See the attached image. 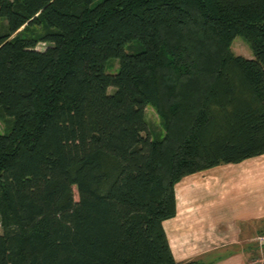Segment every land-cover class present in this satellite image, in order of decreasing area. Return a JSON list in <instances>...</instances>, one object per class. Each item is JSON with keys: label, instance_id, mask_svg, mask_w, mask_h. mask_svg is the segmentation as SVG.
Wrapping results in <instances>:
<instances>
[{"label": "trees", "instance_id": "1", "mask_svg": "<svg viewBox=\"0 0 264 264\" xmlns=\"http://www.w3.org/2000/svg\"><path fill=\"white\" fill-rule=\"evenodd\" d=\"M0 120V264H210L162 221L264 154V0H0Z\"/></svg>", "mask_w": 264, "mask_h": 264}, {"label": "crops", "instance_id": "2", "mask_svg": "<svg viewBox=\"0 0 264 264\" xmlns=\"http://www.w3.org/2000/svg\"><path fill=\"white\" fill-rule=\"evenodd\" d=\"M174 192L162 227L176 261L264 264V154L185 175Z\"/></svg>", "mask_w": 264, "mask_h": 264}, {"label": "rangeland", "instance_id": "3", "mask_svg": "<svg viewBox=\"0 0 264 264\" xmlns=\"http://www.w3.org/2000/svg\"><path fill=\"white\" fill-rule=\"evenodd\" d=\"M46 44L39 43L37 45V49L43 50ZM232 51L237 54L241 55L246 58H251L252 53L249 49L248 44L244 41V39L241 36H236L231 45ZM118 69V60L117 59H111L105 68V71L107 73H115ZM145 115L146 119L148 121L149 127L152 130L153 135H162L163 129L159 120L158 115L156 112L151 108L150 106H147L145 109ZM4 130V123L0 120V132ZM74 192V199L77 200V192L75 187L73 188ZM203 248H198V250H202ZM250 256L253 254L251 251H249Z\"/></svg>", "mask_w": 264, "mask_h": 264}, {"label": "built area", "instance_id": "4", "mask_svg": "<svg viewBox=\"0 0 264 264\" xmlns=\"http://www.w3.org/2000/svg\"><path fill=\"white\" fill-rule=\"evenodd\" d=\"M256 240L259 245H262L264 243V234L257 235Z\"/></svg>", "mask_w": 264, "mask_h": 264}]
</instances>
